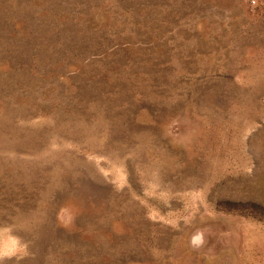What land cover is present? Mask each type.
Segmentation results:
<instances>
[{
  "label": "rangeland",
  "instance_id": "obj_1",
  "mask_svg": "<svg viewBox=\"0 0 264 264\" xmlns=\"http://www.w3.org/2000/svg\"><path fill=\"white\" fill-rule=\"evenodd\" d=\"M0 264H264V0H0Z\"/></svg>",
  "mask_w": 264,
  "mask_h": 264
}]
</instances>
